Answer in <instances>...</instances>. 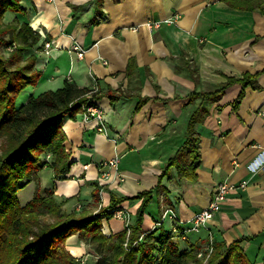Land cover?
<instances>
[{"label":"crops","instance_id":"obj_1","mask_svg":"<svg viewBox=\"0 0 264 264\" xmlns=\"http://www.w3.org/2000/svg\"><path fill=\"white\" fill-rule=\"evenodd\" d=\"M21 7L24 14L9 12L5 22L17 17L32 26L40 18L41 41L27 54L36 55L42 76L30 94L62 88L68 81L124 95L116 102L106 95L94 100L106 114L103 133L98 122L84 121L82 112L67 118L63 128L73 164L58 179L51 169L42 171L49 177L45 190L77 197L82 205H95L93 191H99L94 213L109 205L107 189L131 197L156 187L202 102L192 99L193 93L214 92L229 78L261 73L237 109L240 84L204 106L196 125L202 156L198 179L180 180L175 173L170 181L164 179L168 192L153 204L159 213L148 208L142 228L184 229L208 207L218 185L228 183L234 189L209 230L178 241L186 246L205 240L207 248L211 238L244 239L241 248L254 264H264V16L242 0H21ZM157 22L160 27L150 26ZM45 42L52 43L49 54ZM75 45L83 49L82 58L73 51ZM116 156L119 172L110 171L102 185L98 178L109 169L105 163ZM140 203L121 205L132 221ZM162 217L164 225L159 224ZM125 227L121 218L103 220L104 234ZM87 246L78 234L67 240L72 254L75 247L84 256Z\"/></svg>","mask_w":264,"mask_h":264},{"label":"trees","instance_id":"obj_2","mask_svg":"<svg viewBox=\"0 0 264 264\" xmlns=\"http://www.w3.org/2000/svg\"><path fill=\"white\" fill-rule=\"evenodd\" d=\"M242 1L249 2V9L264 16V0ZM96 2L100 4L103 0ZM9 12L24 14L21 0H0V49L9 50L8 56L0 50V264H78L81 259L67 248V240L76 234L98 253L95 264H254L240 246L244 239L227 243L211 238L207 248L202 246L205 240L182 246L172 229L161 226L144 231L142 226L148 208L157 202L160 189L168 192L164 179L170 181L174 173L180 180L198 179L202 156L196 125L204 106L219 101L230 86L240 84L242 90L233 105L237 109L245 89L261 73L229 78L217 91L192 94V99L201 98L202 102L189 119L186 140L168 160L155 188L131 197L107 189L110 203L97 213L85 208L79 215L64 211L63 206L70 199L59 201L53 189L37 192L22 205L19 193L40 171L51 169L58 179L73 164L66 146L65 120L75 118L95 99L106 95L116 102L124 95L111 88L103 94L67 81L62 88L31 94L27 101L18 104L20 96L41 79L36 55L27 54L40 43L41 35L30 23L20 22L17 17L5 22ZM132 62L128 67L133 66ZM146 101L141 99L142 103ZM93 197L101 201L99 191L94 190ZM126 201H141L134 220L130 217V224L118 233L104 234L103 220L123 209L121 205ZM162 222L159 224L164 225Z\"/></svg>","mask_w":264,"mask_h":264},{"label":"built area","instance_id":"obj_3","mask_svg":"<svg viewBox=\"0 0 264 264\" xmlns=\"http://www.w3.org/2000/svg\"><path fill=\"white\" fill-rule=\"evenodd\" d=\"M160 24L161 23L157 22L150 26L160 27ZM45 50L47 54L51 52L52 50L51 42H45ZM73 51H75L80 58L84 56V51L79 45H75L73 47ZM82 118L84 121L94 120L98 122V125H97L98 133L104 132L105 123L107 121L106 114L104 113L103 109L95 102L92 103L91 105H85L83 107ZM119 163H120V157L118 156L107 161L105 163V167H108L109 169L104 171L103 176L109 179V177L111 176L110 171L119 172ZM263 169H264V166H263ZM119 178H120V181L124 180L123 176L122 177L119 176ZM102 180L106 181V179H102ZM245 184L246 183H243L242 186L245 187L246 186ZM231 189H234V186L228 183H222L218 185L216 190L213 192L212 199L208 207L196 213L193 219L191 220L190 225H188L187 227H184V229H179L177 227L173 228L172 229L173 235L178 239H186L190 233H193V232L200 233L204 230H209L210 222L213 220L216 214L221 212L222 206L224 205ZM114 217L123 219L125 221L126 227L130 224V213L124 208L121 210H117L114 214ZM164 218L165 217H162V221H164Z\"/></svg>","mask_w":264,"mask_h":264},{"label":"rangeland","instance_id":"obj_4","mask_svg":"<svg viewBox=\"0 0 264 264\" xmlns=\"http://www.w3.org/2000/svg\"><path fill=\"white\" fill-rule=\"evenodd\" d=\"M1 51H2V53L4 54V55H6V56H8V51H7V49H0ZM40 82V81H39ZM62 85H60V87H61ZM31 88V87H30ZM59 88V87H55L54 89L55 90H57V89ZM29 89V88H28ZM26 90L21 96H20V98H19V102H18V104H22V103H24L25 101H27L28 100V98H29V96L31 95L30 94V91H31V89H29V90ZM39 92V91H38ZM44 171V170H43ZM45 172H42V171H40L39 173H38V176L35 178V180L32 182V184L30 185V186H27V187H25L20 193H19V195H18V197H19V200H20V202H21V204L22 205H25V204H27L28 202H29V200L31 201L33 198H34V196H35V194L37 193V192H41V194L42 193H44L45 192V189H46V187H47V182L46 181H49V177L47 176V175H43ZM50 175H52V177H53V171L52 172H50ZM102 179H106V181H104V180H102ZM46 180V181H45ZM98 180L100 181V183L101 184H105V182L107 183L108 182V178H106V177H104V176H100L99 178H98ZM50 185V184H49ZM106 185V184H105ZM54 190V189H53ZM55 191V190H54ZM55 195L57 196V199L59 200V201H64L65 200V197H62V196H58L57 194H56V192H55ZM163 195H165L164 194V192L160 189V191H159V193L157 194V200L158 201H161L160 199H162V197H163ZM70 199V201L69 202H67L64 206H63V209H64V211H66V212H72V211H74V212H76L77 213V215H79L80 213H81V211L85 208V210L86 209H88V210H90V211H96V208H99L100 206H99V204H100V201H96L95 200V205L93 204V205H87V204H85V205H82L81 204V202L79 201V199L77 198V197H73V198H68L67 200H69ZM75 199V200H74ZM153 205H151L149 208V211L152 209V208H154V212L156 213V214H158L159 213V211L157 210L158 208L154 205L153 207H152ZM114 217V216H113ZM162 220V219H161ZM164 222V221H163ZM197 234H199V233H190L189 234V236L190 237H194V236H196ZM88 248V253L87 254H85L84 256H82L80 253H78V255H76L75 257L76 258H78V259H81L80 260V263H78V264H95L96 263V260H97V258H98V253L95 251V249L93 248V247H91V246H87ZM73 249L74 250H76L77 248H75V247H73ZM78 251V250H77ZM82 256V257H81Z\"/></svg>","mask_w":264,"mask_h":264},{"label":"bare ground","instance_id":"obj_5","mask_svg":"<svg viewBox=\"0 0 264 264\" xmlns=\"http://www.w3.org/2000/svg\"><path fill=\"white\" fill-rule=\"evenodd\" d=\"M39 21H40V18L39 17H35L34 19H33V23H32V27L34 28V29H38V23H39ZM68 185H74V182H70V183H68ZM70 191V190H69ZM73 251V254L74 255H78V252L76 251V250H72Z\"/></svg>","mask_w":264,"mask_h":264}]
</instances>
